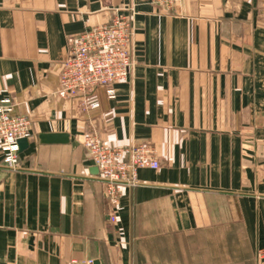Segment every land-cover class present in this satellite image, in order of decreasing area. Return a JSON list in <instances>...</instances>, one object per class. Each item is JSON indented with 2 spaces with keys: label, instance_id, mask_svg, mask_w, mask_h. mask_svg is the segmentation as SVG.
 Returning <instances> with one entry per match:
<instances>
[{
  "label": "crops",
  "instance_id": "0c3cea01",
  "mask_svg": "<svg viewBox=\"0 0 264 264\" xmlns=\"http://www.w3.org/2000/svg\"><path fill=\"white\" fill-rule=\"evenodd\" d=\"M126 8L129 79L96 110L61 97L70 40ZM2 105L32 138L16 170L0 155V264H264V0H0ZM92 135L160 168L113 206Z\"/></svg>",
  "mask_w": 264,
  "mask_h": 264
},
{
  "label": "built area",
  "instance_id": "2783aa9c",
  "mask_svg": "<svg viewBox=\"0 0 264 264\" xmlns=\"http://www.w3.org/2000/svg\"><path fill=\"white\" fill-rule=\"evenodd\" d=\"M179 0H158L172 8ZM134 12L131 8L117 10L112 20L89 29L70 40L69 57L60 75L61 97L82 96L84 109L96 110L97 102L90 98L98 88L112 89L124 83L135 66L132 55ZM112 94V92H111ZM32 138L31 121L25 116H14L10 105L0 106V155L4 165L12 170L19 167V141ZM85 149L99 171L111 205H118L125 187L139 185L138 171L160 168L154 152L146 145L131 148L108 147L96 135L87 136ZM117 222L116 214L110 215ZM84 264H96L87 260Z\"/></svg>",
  "mask_w": 264,
  "mask_h": 264
},
{
  "label": "water",
  "instance_id": "95a60500",
  "mask_svg": "<svg viewBox=\"0 0 264 264\" xmlns=\"http://www.w3.org/2000/svg\"><path fill=\"white\" fill-rule=\"evenodd\" d=\"M67 135L62 134H53V135H42L40 140L46 144H56V143H66L67 142ZM28 141L26 139L19 141V153L24 152L28 149Z\"/></svg>",
  "mask_w": 264,
  "mask_h": 264
}]
</instances>
